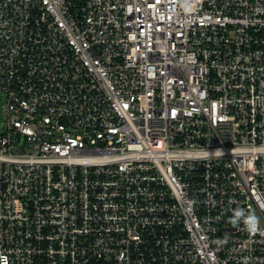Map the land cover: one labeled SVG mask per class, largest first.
<instances>
[{
  "label": "built area",
  "instance_id": "1",
  "mask_svg": "<svg viewBox=\"0 0 264 264\" xmlns=\"http://www.w3.org/2000/svg\"><path fill=\"white\" fill-rule=\"evenodd\" d=\"M0 94V264H264V0H0Z\"/></svg>",
  "mask_w": 264,
  "mask_h": 264
},
{
  "label": "clouds",
  "instance_id": "2",
  "mask_svg": "<svg viewBox=\"0 0 264 264\" xmlns=\"http://www.w3.org/2000/svg\"><path fill=\"white\" fill-rule=\"evenodd\" d=\"M230 221L233 224H243L245 229L251 232H254L258 225V218L241 207L233 209V215Z\"/></svg>",
  "mask_w": 264,
  "mask_h": 264
},
{
  "label": "rangeland",
  "instance_id": "3",
  "mask_svg": "<svg viewBox=\"0 0 264 264\" xmlns=\"http://www.w3.org/2000/svg\"><path fill=\"white\" fill-rule=\"evenodd\" d=\"M6 115H7V105L6 99L3 94H0V133L6 129Z\"/></svg>",
  "mask_w": 264,
  "mask_h": 264
}]
</instances>
